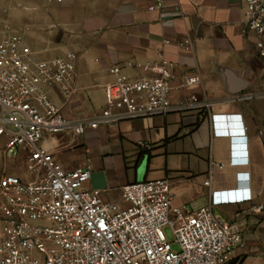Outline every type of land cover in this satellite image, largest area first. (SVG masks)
Segmentation results:
<instances>
[{
	"label": "crops",
	"instance_id": "0c3cea01",
	"mask_svg": "<svg viewBox=\"0 0 264 264\" xmlns=\"http://www.w3.org/2000/svg\"><path fill=\"white\" fill-rule=\"evenodd\" d=\"M156 1L27 0V9L38 14L24 44L38 59L75 55L70 94L58 86L44 90L64 119L93 117L114 80L110 67L135 79L142 72L128 63L163 59L171 65L170 104L196 98L209 107L121 121L80 136L69 130L43 134L39 145L66 171L88 166L90 179L82 188L119 207L121 187L139 174L144 181L167 180L175 206H208L212 192L236 188L237 173H247L251 200L212 211L241 236L226 264H264V65L253 37L242 33L244 0H160L159 8ZM185 39L191 49L179 46ZM192 74L199 82L179 88L180 78ZM238 138L246 145L245 167L229 165L231 140ZM0 174L13 175L4 166Z\"/></svg>",
	"mask_w": 264,
	"mask_h": 264
},
{
	"label": "built area",
	"instance_id": "2783aa9c",
	"mask_svg": "<svg viewBox=\"0 0 264 264\" xmlns=\"http://www.w3.org/2000/svg\"><path fill=\"white\" fill-rule=\"evenodd\" d=\"M160 5L157 0L155 7ZM244 5L242 33L253 37L264 65V0H244ZM179 46L191 49L192 43L185 39ZM74 59L71 53L38 59L20 35L0 36L2 154L12 159L24 150L29 178L0 174V264H226L241 236L212 207L248 202L249 190L212 192L208 206H175L167 180L133 182L121 187L124 206L119 207L103 202L99 191L82 188L90 179L88 166L66 171L39 145L43 134L69 130L80 136L86 129L121 121L207 109L209 103L190 98L170 104L171 65L160 59L128 63L142 72L135 79L110 67L114 80L104 87V108L93 117L66 120L44 89L58 86L68 96ZM198 82V74L185 75L178 85L188 89ZM243 141L231 140L229 165L248 162Z\"/></svg>",
	"mask_w": 264,
	"mask_h": 264
},
{
	"label": "rangeland",
	"instance_id": "374dc122",
	"mask_svg": "<svg viewBox=\"0 0 264 264\" xmlns=\"http://www.w3.org/2000/svg\"><path fill=\"white\" fill-rule=\"evenodd\" d=\"M30 7L27 0H0V35L5 33H11L9 30L13 29L14 32L20 35L26 44L28 35V27L32 28L35 25V18L38 12L35 10H28ZM9 31V32H8ZM4 143V137H0V170L4 166L7 173L13 174L20 178L27 177L25 164L23 162V153L19 154L14 159L2 158L1 147ZM147 160L145 159L141 165L142 169L146 168ZM12 171L10 172L9 170ZM165 234L169 240H172L171 232L168 228L165 230ZM175 248V246H173Z\"/></svg>",
	"mask_w": 264,
	"mask_h": 264
},
{
	"label": "clouds",
	"instance_id": "9594fccd",
	"mask_svg": "<svg viewBox=\"0 0 264 264\" xmlns=\"http://www.w3.org/2000/svg\"><path fill=\"white\" fill-rule=\"evenodd\" d=\"M248 162L246 163H243V164H236V165H233L234 167H245L247 165ZM237 174H243L244 177L243 178H240L239 176H236V188L234 189H237V190H241V189H247L249 190L248 188V174L247 173H237Z\"/></svg>",
	"mask_w": 264,
	"mask_h": 264
},
{
	"label": "water",
	"instance_id": "95a60500",
	"mask_svg": "<svg viewBox=\"0 0 264 264\" xmlns=\"http://www.w3.org/2000/svg\"><path fill=\"white\" fill-rule=\"evenodd\" d=\"M240 90V89H239ZM237 92V91H236ZM143 167H139V170H138V174H139V172H140V170L142 169ZM143 170V169H142ZM144 170H145V168H144ZM144 181V179L141 177V175L139 174L138 175V178L136 179V182H143Z\"/></svg>",
	"mask_w": 264,
	"mask_h": 264
}]
</instances>
